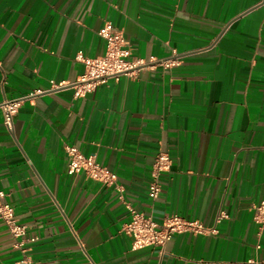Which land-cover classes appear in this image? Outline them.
<instances>
[{
    "label": "crops",
    "instance_id": "1",
    "mask_svg": "<svg viewBox=\"0 0 264 264\" xmlns=\"http://www.w3.org/2000/svg\"><path fill=\"white\" fill-rule=\"evenodd\" d=\"M106 21L153 62L74 98L76 57L105 54ZM38 89L8 131L2 103ZM68 144L122 191L69 174ZM159 151L172 165L153 200ZM0 190L27 226L17 238L0 220V264H264V0H0ZM127 205L216 232L133 250Z\"/></svg>",
    "mask_w": 264,
    "mask_h": 264
},
{
    "label": "built area",
    "instance_id": "2",
    "mask_svg": "<svg viewBox=\"0 0 264 264\" xmlns=\"http://www.w3.org/2000/svg\"><path fill=\"white\" fill-rule=\"evenodd\" d=\"M99 34L106 39L105 54L98 57H88L78 53L77 60L82 62L85 67L84 73L80 76L77 83H74V98L84 96L92 92L98 85L105 83L109 78L119 79L123 75L133 76L135 71L149 66L151 61L145 59L131 58L132 50L128 46L122 30L116 28L111 21H106L100 29ZM164 67H171L176 64L174 60L162 62ZM62 85L52 81V89ZM47 91L35 90L27 96L6 99L2 103L4 111V126L12 132L14 130L15 116L26 98L44 94ZM65 150L68 156L67 172L69 174L84 173L88 178L96 180L106 186H112L122 191L118 184V176L115 172L101 164L95 155L84 154L75 145H66ZM172 165L171 155L166 151H159L152 163L151 179L148 187V195L155 200L162 191L161 176L168 172ZM5 192L0 190V220L4 221L9 231L14 237L21 238L27 233V226L19 222L14 206L5 200ZM123 199V195H120ZM130 210V218L123 223L121 232L131 238V248L133 250L146 247H157L164 250L166 244L176 235L185 231L194 233L211 234L215 233L214 228L205 226L199 220H189L180 215L171 214L164 217L161 224L154 221L150 216L139 212L135 208L127 205ZM254 221L259 230H264V199L254 205ZM227 214L222 212L218 219L226 218ZM261 233V232H260ZM36 240V238H32ZM18 246H22L20 241ZM33 264V263H30Z\"/></svg>",
    "mask_w": 264,
    "mask_h": 264
}]
</instances>
